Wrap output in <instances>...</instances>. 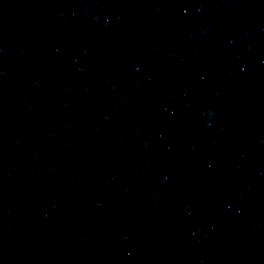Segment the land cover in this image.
Segmentation results:
<instances>
[{
    "label": "water",
    "instance_id": "95a60500",
    "mask_svg": "<svg viewBox=\"0 0 264 264\" xmlns=\"http://www.w3.org/2000/svg\"><path fill=\"white\" fill-rule=\"evenodd\" d=\"M0 264H264V0H0Z\"/></svg>",
    "mask_w": 264,
    "mask_h": 264
}]
</instances>
